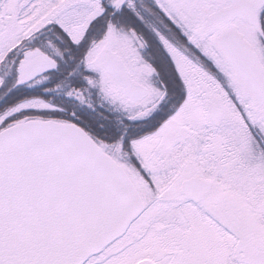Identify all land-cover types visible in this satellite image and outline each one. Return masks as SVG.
I'll return each mask as SVG.
<instances>
[{"label": "snow or ice", "instance_id": "obj_1", "mask_svg": "<svg viewBox=\"0 0 264 264\" xmlns=\"http://www.w3.org/2000/svg\"><path fill=\"white\" fill-rule=\"evenodd\" d=\"M0 264H264V0H0Z\"/></svg>", "mask_w": 264, "mask_h": 264}]
</instances>
